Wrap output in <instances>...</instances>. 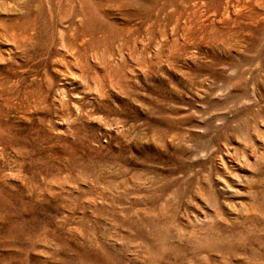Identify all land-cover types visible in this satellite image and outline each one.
<instances>
[{"label":"rangeland","instance_id":"1","mask_svg":"<svg viewBox=\"0 0 264 264\" xmlns=\"http://www.w3.org/2000/svg\"><path fill=\"white\" fill-rule=\"evenodd\" d=\"M0 264H264V0H0Z\"/></svg>","mask_w":264,"mask_h":264}]
</instances>
